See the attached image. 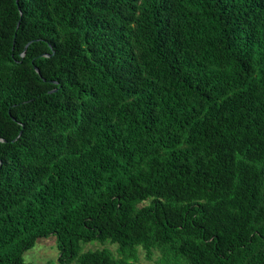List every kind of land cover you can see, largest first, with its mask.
<instances>
[{
  "label": "trees",
  "instance_id": "1",
  "mask_svg": "<svg viewBox=\"0 0 264 264\" xmlns=\"http://www.w3.org/2000/svg\"><path fill=\"white\" fill-rule=\"evenodd\" d=\"M50 234L264 264V0H0V264Z\"/></svg>",
  "mask_w": 264,
  "mask_h": 264
},
{
  "label": "rangeland",
  "instance_id": "2",
  "mask_svg": "<svg viewBox=\"0 0 264 264\" xmlns=\"http://www.w3.org/2000/svg\"><path fill=\"white\" fill-rule=\"evenodd\" d=\"M99 248H107L114 253L115 246L108 241H104L103 243L90 241L81 244V251ZM136 255L138 262L142 264H159V254L156 251H153L150 257L146 258L143 250L138 248ZM21 256L23 262L26 264H60L57 261L58 250L56 248L55 237L52 234L46 237L37 238L30 248L22 252Z\"/></svg>",
  "mask_w": 264,
  "mask_h": 264
},
{
  "label": "water",
  "instance_id": "3",
  "mask_svg": "<svg viewBox=\"0 0 264 264\" xmlns=\"http://www.w3.org/2000/svg\"><path fill=\"white\" fill-rule=\"evenodd\" d=\"M34 70L37 72V69L36 68H34Z\"/></svg>",
  "mask_w": 264,
  "mask_h": 264
}]
</instances>
